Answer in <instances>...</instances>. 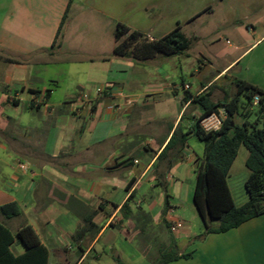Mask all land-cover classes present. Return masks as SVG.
Wrapping results in <instances>:
<instances>
[{"label": "crops", "instance_id": "1", "mask_svg": "<svg viewBox=\"0 0 264 264\" xmlns=\"http://www.w3.org/2000/svg\"><path fill=\"white\" fill-rule=\"evenodd\" d=\"M130 2L0 0V207L15 202L21 210L13 218L0 212V223L13 234L31 226L48 250V264H118L116 258L124 264H156L172 237L180 252L192 257L168 264H264V214L198 239L206 231L194 203L204 142L190 135L179 153L172 149L158 159L175 130L187 133L202 113L188 94L211 92L213 102L236 95V81L242 80L236 77H230L231 94L223 91L226 86L217 94L213 88L245 52L204 78L200 71L208 73L213 65L209 60L197 70L201 57L210 58L203 52L194 55L189 69L180 58H190V49L147 61L118 57L116 30L124 24L118 8ZM160 57L161 63L178 57L181 73L184 68L192 78L202 76L197 87L183 74L178 82L160 71V63L154 68ZM53 66L54 76L48 72ZM79 74L84 77L78 79ZM65 76L73 78L67 87ZM99 86L109 91L100 96ZM223 117L220 108L201 124L216 130ZM175 153L164 189L158 171ZM248 156L241 146L228 178L233 197L230 178L240 163L246 183ZM166 193L167 222L183 225L174 236L167 230L169 242L160 228ZM191 196L195 212L188 223L174 208ZM248 199L247 193L238 204L234 197L238 206ZM10 250L16 256L27 252L19 239Z\"/></svg>", "mask_w": 264, "mask_h": 264}, {"label": "trees", "instance_id": "2", "mask_svg": "<svg viewBox=\"0 0 264 264\" xmlns=\"http://www.w3.org/2000/svg\"><path fill=\"white\" fill-rule=\"evenodd\" d=\"M199 15L201 14L193 17L189 22ZM65 19L66 16L59 27L58 36ZM116 39L115 55L136 61H147L157 56L172 57L184 54L191 45L190 39L181 31L180 25L164 37L151 40L140 31L118 24ZM236 86L238 92L233 98L219 102L211 100V92L195 97L188 94L186 99H193V102L200 106L202 113L187 133H183L179 127L175 130L158 158L162 160L167 157L172 149H177L179 153L185 147L190 135H194L205 143L204 158L198 168L194 192V203L206 227V231L198 239L210 233L227 232L264 214V90L243 80H237ZM244 94L247 98L245 103L241 101V96ZM256 95L260 96V101L257 106H253ZM254 107H257V118L252 122L249 121V117L254 112L252 110ZM220 108H224L225 117L221 118L219 129L206 130L201 124L202 121L212 114H218ZM241 109H243L241 114L244 122L238 125L234 118ZM261 119L263 125L259 127ZM241 146H245L249 151L246 167L250 170V175L245 183L249 199L244 205L238 206L231 193L228 178ZM177 156V153L172 156L173 160L159 177L160 185L164 189H167L165 176L171 171L178 159ZM123 208L127 209L128 206L124 205ZM170 208L169 195L166 193L162 220L168 229L171 227L166 216ZM0 212L6 218L21 214L20 207L15 202L0 207ZM210 222H218V226L214 227ZM16 239L21 240L27 248V252L19 256L14 255L10 250V246ZM48 256L47 248L41 244L31 226H25L13 234L0 223V264H48ZM159 256L156 264H168L180 259H189L192 253H181L172 237L168 247L160 251ZM116 261L118 264H124L118 258Z\"/></svg>", "mask_w": 264, "mask_h": 264}, {"label": "rangeland", "instance_id": "3", "mask_svg": "<svg viewBox=\"0 0 264 264\" xmlns=\"http://www.w3.org/2000/svg\"><path fill=\"white\" fill-rule=\"evenodd\" d=\"M126 8L121 10L118 8V14L122 16L124 24L131 27L132 30H138L148 35L160 39L173 31L178 25L181 31L190 39L191 48L189 53L191 57L180 58L187 62V69L193 63L194 55L199 52L207 53L210 58L201 57L200 63L196 64L197 70L202 69L210 60L213 68L207 67L206 71H200L203 77H211L212 73L216 74V69L222 65L230 64L237 56L245 54L235 62L229 69V77L223 78L216 83L213 88L217 94V89L226 86L223 89L225 93H233L235 86L231 85L230 77L246 80L255 85L264 88V38L256 45L252 46L258 39L264 37V0H130ZM207 10V11H205ZM195 20L189 22L193 17L200 14ZM162 57L153 61V67L159 64L160 71H164L177 81H181L182 74L186 81H193L195 87L199 84L201 77L197 74V78L187 73V69L181 68L178 57L167 58L165 62ZM158 66V67H159ZM191 66V65H190ZM57 67L53 66L49 69V75H56ZM185 72V73H184ZM211 74V75H210ZM78 79L84 77L83 74L77 75ZM71 76H65L64 87L68 86ZM222 94L220 95V97ZM243 103L247 102L244 95L241 96ZM252 110L254 112L249 117V121H255L257 118V107ZM240 110L236 114L234 120L238 125H242L244 117ZM262 119L259 127H262ZM201 163L197 164V169ZM245 167H241L240 163L236 165L230 183L233 194L238 204L244 201L247 191L245 187L244 176ZM246 170V169H245ZM165 171L162 168L160 174ZM243 175V176H242ZM244 179V178H243ZM177 207V206H176ZM178 214L188 223L191 221V214L195 212L193 205V196L185 200L179 207L174 208ZM199 215V213H198ZM201 218V217H200ZM133 219V218H132ZM135 219V218H134ZM133 219V220H134ZM211 223V222H210ZM160 228L166 236L169 234L174 236L171 228L168 229L163 221ZM168 230V231H167ZM160 246H153L152 253Z\"/></svg>", "mask_w": 264, "mask_h": 264}, {"label": "built area", "instance_id": "4", "mask_svg": "<svg viewBox=\"0 0 264 264\" xmlns=\"http://www.w3.org/2000/svg\"><path fill=\"white\" fill-rule=\"evenodd\" d=\"M108 91H109V89H107V87H103V86H99L96 89V93L98 95H100V96H104ZM259 101H260V96L259 95L254 96L253 106H257L258 103H259ZM220 125H221V122L215 126L216 127V130L219 129ZM21 169H25V166L22 165L21 166ZM182 226H183L182 223L176 222V223H174L171 226V231L175 234V233H177L182 228Z\"/></svg>", "mask_w": 264, "mask_h": 264}]
</instances>
